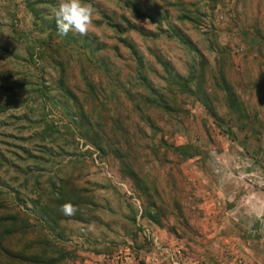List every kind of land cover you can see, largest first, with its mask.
<instances>
[{"label": "rangeland", "instance_id": "374dc122", "mask_svg": "<svg viewBox=\"0 0 264 264\" xmlns=\"http://www.w3.org/2000/svg\"><path fill=\"white\" fill-rule=\"evenodd\" d=\"M86 2L0 0V264H264V0Z\"/></svg>", "mask_w": 264, "mask_h": 264}, {"label": "clouds", "instance_id": "9594fccd", "mask_svg": "<svg viewBox=\"0 0 264 264\" xmlns=\"http://www.w3.org/2000/svg\"><path fill=\"white\" fill-rule=\"evenodd\" d=\"M53 16L59 34L65 36L69 32L81 36L88 35L94 19L93 9L86 0H58L57 6L53 9ZM61 211L71 216L77 209L70 202H66L61 206Z\"/></svg>", "mask_w": 264, "mask_h": 264}, {"label": "trees", "instance_id": "16d2710c", "mask_svg": "<svg viewBox=\"0 0 264 264\" xmlns=\"http://www.w3.org/2000/svg\"><path fill=\"white\" fill-rule=\"evenodd\" d=\"M128 47H130L129 45H128ZM31 55V54H30ZM9 88L10 87H6V88H4V91H2V96H3V101L6 103L7 101H9V100H11V94L9 93ZM225 90L227 91V95L229 96V100H230V96H231V92H230V90L228 89V87H226L225 86ZM41 95V94H40ZM10 96V97H9ZM7 100V101H6ZM79 116H82V112H79V114H78ZM39 136H41V134L39 135ZM43 137H45V136H43ZM42 139V138H41ZM6 220L7 221V223L9 224V227L6 229V230H0V237H2L3 235H6V234H8V231H10V226H11V228L13 229V227H15L14 226V221H15V219H16V216H15V214H8V215H1L0 216V221L1 220ZM1 242V241H0ZM0 248H2V246H1V243H0ZM7 255L9 256V257H12V258H15V257H17L16 256V254L15 253H13V252H7Z\"/></svg>", "mask_w": 264, "mask_h": 264}, {"label": "built area", "instance_id": "2783aa9c", "mask_svg": "<svg viewBox=\"0 0 264 264\" xmlns=\"http://www.w3.org/2000/svg\"><path fill=\"white\" fill-rule=\"evenodd\" d=\"M217 19L218 20H222L223 19V15L222 14H219L218 16H217ZM243 51H244V47H243V45L242 44H236L235 46H232V54L235 56V57H237V58H239V56L243 53Z\"/></svg>", "mask_w": 264, "mask_h": 264}]
</instances>
